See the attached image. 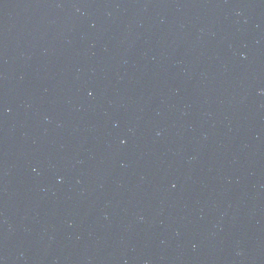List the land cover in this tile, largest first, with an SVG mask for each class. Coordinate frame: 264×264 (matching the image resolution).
Returning <instances> with one entry per match:
<instances>
[{
    "label": "water",
    "instance_id": "95a60500",
    "mask_svg": "<svg viewBox=\"0 0 264 264\" xmlns=\"http://www.w3.org/2000/svg\"><path fill=\"white\" fill-rule=\"evenodd\" d=\"M0 264H264V0H0Z\"/></svg>",
    "mask_w": 264,
    "mask_h": 264
}]
</instances>
